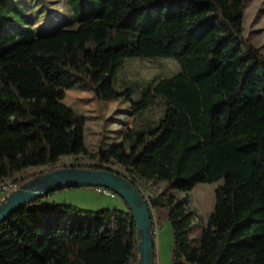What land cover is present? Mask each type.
I'll return each instance as SVG.
<instances>
[{
	"label": "trees",
	"instance_id": "16d2710c",
	"mask_svg": "<svg viewBox=\"0 0 264 264\" xmlns=\"http://www.w3.org/2000/svg\"><path fill=\"white\" fill-rule=\"evenodd\" d=\"M67 4L70 16L36 29L39 12L0 0V185H23L30 177H17L29 169L52 172L62 158L90 156L98 164L81 167L115 172L141 191L161 189L146 203L153 230L155 208L171 224L172 264H264V55L245 37V0ZM132 58L173 59L180 70L134 100L130 88L113 87ZM66 90L129 102L134 119L158 99L163 111L156 122L133 121L128 155L91 156L86 118L63 103ZM201 184H217L207 220L187 197ZM56 192L0 223V264H139L125 202L124 210L98 211L43 202Z\"/></svg>",
	"mask_w": 264,
	"mask_h": 264
},
{
	"label": "rangeland",
	"instance_id": "374dc122",
	"mask_svg": "<svg viewBox=\"0 0 264 264\" xmlns=\"http://www.w3.org/2000/svg\"><path fill=\"white\" fill-rule=\"evenodd\" d=\"M23 2L33 12H39L40 19L34 25L36 29L43 27L46 22H52V16H60L65 13L67 16H70L67 0H23ZM243 30L245 37L250 40L252 45L259 48L264 55V0H245ZM179 70L178 63L173 59H126L113 79V87L117 91L130 88L132 98L139 100L142 97V88L149 82L171 77ZM63 103L75 113L86 118L84 132L85 146L90 155L96 157H99L101 154L117 153L119 151H122L124 155H128L133 121H140L143 118L156 122L161 117L163 111V100L158 99L156 105L149 108L141 117L134 119V116L130 112L131 104L129 102L98 101L93 98L90 92L75 90L65 91ZM98 162V160L90 156H81L80 158L65 157L59 161L57 169L88 171L92 169L81 166L98 164ZM115 169L120 171L119 168ZM50 171V168L46 167L32 168L17 178L28 179L30 177L29 180H32ZM35 174L37 176H34ZM216 187L217 184H201L187 196L191 206L205 220L208 219L213 211ZM144 191L156 194L160 193L161 189L152 187L150 184L148 187L142 188V192ZM56 198L87 211L126 209V205L119 195L116 194L115 197H109L98 193L95 188L77 187L58 190ZM153 216L157 220L154 230L152 229L156 245V263L172 264L173 229L162 209H153Z\"/></svg>",
	"mask_w": 264,
	"mask_h": 264
},
{
	"label": "water",
	"instance_id": "95a60500",
	"mask_svg": "<svg viewBox=\"0 0 264 264\" xmlns=\"http://www.w3.org/2000/svg\"><path fill=\"white\" fill-rule=\"evenodd\" d=\"M88 187L105 188L119 195L133 213L139 233V264H154L155 245L151 213L142 191L125 176L107 170H61L56 169L45 175L29 180L18 191L11 192L0 202L7 199L6 206L0 209V223L16 208L28 204L51 191L68 188ZM150 254V258H149Z\"/></svg>",
	"mask_w": 264,
	"mask_h": 264
},
{
	"label": "built area",
	"instance_id": "2783aa9c",
	"mask_svg": "<svg viewBox=\"0 0 264 264\" xmlns=\"http://www.w3.org/2000/svg\"><path fill=\"white\" fill-rule=\"evenodd\" d=\"M21 187H22V185H20V183H14V182H7L5 184H2V185H0V196L5 197L6 195H8L11 192L20 190ZM95 189L100 194H103V195H106L109 197H115L116 196V193H114L110 190H107L105 188H95ZM142 193L144 195V199L146 202H148L153 197V194L150 191H144Z\"/></svg>",
	"mask_w": 264,
	"mask_h": 264
},
{
	"label": "crops",
	"instance_id": "0c3cea01",
	"mask_svg": "<svg viewBox=\"0 0 264 264\" xmlns=\"http://www.w3.org/2000/svg\"><path fill=\"white\" fill-rule=\"evenodd\" d=\"M56 195H57V192L53 196H50V197L44 199L43 202L56 203V204H71V203H68L66 201H60L59 199L56 198Z\"/></svg>",
	"mask_w": 264,
	"mask_h": 264
},
{
	"label": "bare ground",
	"instance_id": "6f19581e",
	"mask_svg": "<svg viewBox=\"0 0 264 264\" xmlns=\"http://www.w3.org/2000/svg\"><path fill=\"white\" fill-rule=\"evenodd\" d=\"M6 203H7V199L6 200H3L2 202H0V209L1 210L6 206ZM152 229L149 232L151 236H153V233H152L153 230ZM149 258H150V254H149Z\"/></svg>",
	"mask_w": 264,
	"mask_h": 264
}]
</instances>
